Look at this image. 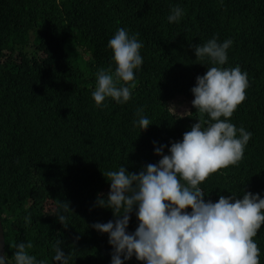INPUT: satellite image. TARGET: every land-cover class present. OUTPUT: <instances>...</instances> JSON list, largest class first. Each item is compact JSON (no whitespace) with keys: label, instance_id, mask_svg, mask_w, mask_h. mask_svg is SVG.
I'll return each mask as SVG.
<instances>
[{"label":"trees","instance_id":"trees-1","mask_svg":"<svg viewBox=\"0 0 264 264\" xmlns=\"http://www.w3.org/2000/svg\"><path fill=\"white\" fill-rule=\"evenodd\" d=\"M172 5L184 9L178 23L167 20ZM120 27L139 34L144 63L129 84L131 100L97 107L96 73L114 71L108 41ZM213 36L233 40L224 67L248 73L246 99L230 119L253 135L237 164L200 186L214 202L243 190L264 196V0H0V219L12 264L19 242L55 264L57 241L70 264H110L109 235L91 226L115 219L96 204L110 191L103 171L125 165L139 173L161 159L155 147L208 120L191 89L212 65L192 45ZM141 107L152 122L142 131L133 126ZM66 202L74 211H64ZM138 223L133 212L128 230ZM253 239L264 264V226Z\"/></svg>","mask_w":264,"mask_h":264},{"label":"clouds","instance_id":"clouds-1","mask_svg":"<svg viewBox=\"0 0 264 264\" xmlns=\"http://www.w3.org/2000/svg\"><path fill=\"white\" fill-rule=\"evenodd\" d=\"M56 3L60 5L61 0ZM184 14L179 5H172L167 20L178 23ZM138 36L120 27L109 39L116 66L114 71L101 68L96 73L92 97L97 107H105L107 98L119 104L132 99L129 84L144 63L143 42ZM232 45V39L221 42L215 36L192 45L197 60L212 65L196 77L191 89V103L207 115V121L199 119L170 147H155L161 159L147 163L139 173L130 172L125 165L103 171L110 191L106 196L99 194L96 204L111 208L115 219L91 226L108 233L113 246L110 264H125L133 257L144 264H260L261 249L253 238L264 226V196L243 190L242 196L231 192L214 202L205 199L200 186L210 174L237 164L253 135L230 119L246 99L249 87L248 73L239 65L224 67ZM136 116L133 126L141 131L152 124L142 107ZM61 206L65 212L74 211L69 202ZM133 212L139 223L135 231H129ZM56 215L63 223L67 219L64 214ZM61 245V241L53 245V260L70 264L71 252L66 253ZM12 248L14 264H47L29 253L31 242H19ZM0 264L12 262L5 254L0 255Z\"/></svg>","mask_w":264,"mask_h":264},{"label":"water","instance_id":"water-1","mask_svg":"<svg viewBox=\"0 0 264 264\" xmlns=\"http://www.w3.org/2000/svg\"><path fill=\"white\" fill-rule=\"evenodd\" d=\"M5 254H6V238H5L3 222L0 219V255H5Z\"/></svg>","mask_w":264,"mask_h":264},{"label":"rangeland","instance_id":"rangeland-1","mask_svg":"<svg viewBox=\"0 0 264 264\" xmlns=\"http://www.w3.org/2000/svg\"><path fill=\"white\" fill-rule=\"evenodd\" d=\"M32 47L31 46H29V49H31ZM178 100L176 101V103H175V105L178 107ZM186 104V103H185Z\"/></svg>","mask_w":264,"mask_h":264}]
</instances>
